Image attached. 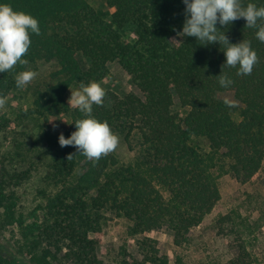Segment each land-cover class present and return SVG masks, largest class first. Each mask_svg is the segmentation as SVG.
I'll use <instances>...</instances> for the list:
<instances>
[{
	"label": "trees",
	"instance_id": "1",
	"mask_svg": "<svg viewBox=\"0 0 264 264\" xmlns=\"http://www.w3.org/2000/svg\"><path fill=\"white\" fill-rule=\"evenodd\" d=\"M104 2L109 9L88 0H0L38 19L41 29V35L31 34L24 57L29 64L0 73V94L30 99L16 123L38 127L26 153L20 143L0 157V264H104L98 250L115 219L136 255L123 244L114 264H171L151 233L164 231L175 247L189 248L192 232L221 200L219 178L247 184L264 170V43L256 38L258 29L245 27L243 18L227 28L217 24L230 43L250 41L259 57L251 75L224 68L234 81L226 89L217 78L224 46H202L179 34L183 0ZM243 2L264 6V0ZM111 62L139 93H111L109 103L93 106V116L108 122L133 157L122 159L114 150L95 166L79 154L68 161L76 148L61 147L59 135L68 138L73 122L85 117L69 106L67 92L80 82H103ZM43 64L54 65L48 77L16 87L18 72H38ZM225 93L237 107L223 103ZM59 116L68 125L52 130L48 125ZM5 118L0 128L12 122ZM42 166L38 203L25 209L20 187ZM212 230L225 253L206 264H264V246L260 255L257 249L264 240L263 195L247 193L216 216Z\"/></svg>",
	"mask_w": 264,
	"mask_h": 264
},
{
	"label": "clouds",
	"instance_id": "2",
	"mask_svg": "<svg viewBox=\"0 0 264 264\" xmlns=\"http://www.w3.org/2000/svg\"><path fill=\"white\" fill-rule=\"evenodd\" d=\"M183 3L185 20L179 34L196 38L202 46H224L226 61L217 76L220 86L227 89L234 83L222 71L224 68H237L236 74L240 76L251 75L259 63L251 42L243 39L239 43H230L225 31L217 28V24L227 28L232 22L243 18L246 21L245 27L258 29L256 38L264 43V6L258 7L251 2L245 5L243 0H183ZM31 34L41 35L38 19L24 11L14 10L10 4L0 3V73L11 72L17 65L29 64L24 57L31 46ZM37 76L38 72L30 69L18 72L15 75L16 87L23 90ZM70 91L69 106L77 108L85 118L73 122L76 130L68 138L63 133L59 135V145L76 148V153L68 155V161L79 154L95 166L101 158L117 149L120 139L107 121L102 122L93 116V106H103L107 93L96 81L87 84L80 82L77 90ZM223 103L234 108L239 102L225 96ZM6 104L7 97L0 94V110H4Z\"/></svg>",
	"mask_w": 264,
	"mask_h": 264
},
{
	"label": "rangeland",
	"instance_id": "3",
	"mask_svg": "<svg viewBox=\"0 0 264 264\" xmlns=\"http://www.w3.org/2000/svg\"><path fill=\"white\" fill-rule=\"evenodd\" d=\"M94 7L101 9L106 8L104 0H88ZM54 70V65L43 64L40 66L38 76L41 78L48 77L49 73ZM106 90L105 102L109 103L111 100V93L122 95L123 93H139L138 89L131 83L129 76L122 69L117 62H111L108 65V74L106 79L100 83ZM70 90H77L72 87L67 92V101L71 96ZM225 96L234 99L232 94L225 93ZM177 103V102H176ZM30 104V99H13L11 96L7 97V104L4 110H0V124H3L2 118L12 119L11 123L6 128H0V157L5 155L8 150L14 149L15 145L24 143L21 150L25 153L33 141L34 134L37 132V126H29L25 124H17L14 120L21 108H26ZM182 113L184 111H181ZM6 115V116H5ZM5 118V119H6ZM58 120V121H57ZM68 118L59 116L58 119L53 117L49 123V127L54 130L63 131L68 125ZM55 126V127H54ZM202 147L208 148L204 141L201 143ZM120 158L128 160L133 157L129 153L126 146L119 140V145L116 149ZM33 155V153L31 154ZM45 174L43 166L34 172L27 183L20 187L21 205L25 209L33 208L38 203L37 190L44 187L42 176ZM219 188L221 192V200L215 207L211 215L207 217L205 222L192 232L193 242L187 249H180L173 245L171 237L164 231L151 233L158 241V247L162 254H166L171 259V264H176L177 257L181 258V264H206L208 259H219L224 255L225 249L221 247V241L215 237L212 230L214 219L219 213H225L234 206H238L242 200L246 198L247 193H258L264 196V170L259 178L252 183L240 184L229 175H224L219 178ZM11 229V228H10ZM15 229V228H12ZM258 245V254H262L260 250L264 246V240H260ZM123 244L127 245L128 253L136 255V248L132 240H126L122 222L118 219L112 220L108 227L105 228L102 235V245L98 250V255L104 264H114L113 258L119 253ZM260 249V250H259Z\"/></svg>",
	"mask_w": 264,
	"mask_h": 264
}]
</instances>
